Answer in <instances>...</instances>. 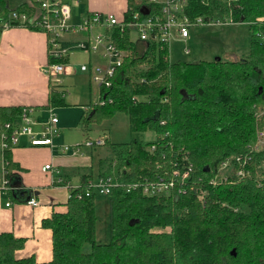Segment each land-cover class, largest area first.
<instances>
[{"label": "trees", "instance_id": "obj_1", "mask_svg": "<svg viewBox=\"0 0 264 264\" xmlns=\"http://www.w3.org/2000/svg\"><path fill=\"white\" fill-rule=\"evenodd\" d=\"M126 1L128 19L145 0ZM201 2L187 0L189 18L207 21L227 11L225 4ZM237 5L233 7L237 21L264 20V0H238ZM249 29L248 53L232 61L171 63L167 49L133 42L129 29L121 37L115 35V44L127 55L111 87L100 88L99 94L111 102L87 105L82 130L123 114L131 133L150 131L155 136L122 144L106 141L113 159L101 166L99 175L122 173V180L134 181L162 171L156 169L161 157L170 161L183 149L192 165L186 193L149 197L114 189L109 195V242L97 244L95 193L84 195L85 177L77 188L69 189L66 211L42 222L51 231V260L17 258L24 239L0 233V264H264V186L258 185L252 169L263 161L264 150L252 153L250 175L235 185L211 188L205 181L226 156L247 153L264 124V41L256 34L264 25ZM50 102L53 107L65 104L56 92ZM21 109L0 107V136L6 123L20 118ZM151 145H156L153 153L147 151ZM4 159L9 168L8 150ZM201 192H206L202 201Z\"/></svg>", "mask_w": 264, "mask_h": 264}, {"label": "built area", "instance_id": "obj_2", "mask_svg": "<svg viewBox=\"0 0 264 264\" xmlns=\"http://www.w3.org/2000/svg\"><path fill=\"white\" fill-rule=\"evenodd\" d=\"M85 0H26L15 6L4 5L5 13L0 11V30H5L14 26L30 27L44 34L46 38V56L48 61L41 69L43 75L48 78L50 94L58 93L62 98L67 95L61 81L63 76L70 73L68 56L73 51L87 53L97 56L98 62L95 64H81L79 70L89 76L91 81L99 88L109 89L115 71L122 65L126 52L117 47L114 36L121 37L125 29H129L131 40L148 43H156L160 50L167 49L170 41L176 36L184 41L193 27L200 25H234L242 23L235 19L234 6H238V0H202V4L207 6L211 1L220 3L223 1L227 11L223 17L202 20L201 17L189 18L187 10V0H145L140 7L129 14L128 19L124 15L117 18L111 13L83 11L78 19H74L73 8L78 7ZM29 6L30 11H25ZM142 7H144L142 9ZM22 9V10H21ZM127 11V9H126ZM246 25H264V20L243 22ZM257 36L264 41V31L260 30ZM71 36L74 40H71ZM78 36V38H76ZM70 37V38H66ZM183 54H188L189 49H183ZM110 103L99 94V100L95 105ZM88 107L86 105L85 112ZM48 120L41 125L39 136L37 137L32 126L35 124L31 118L32 109L23 108L18 121L6 123L5 131L0 136V148L2 151L10 150L17 145L20 136H29L30 144L51 145L52 139L58 135L57 117L48 110ZM264 112V111H263ZM262 112V113H263ZM260 115L257 119H260ZM161 124H164L162 121ZM104 136L96 139L87 138L83 144L71 146L64 145L62 152L72 151L73 155H79L81 146L93 149L105 146ZM156 145L148 147L147 151L153 153ZM264 150V124L256 130V143L247 153L231 155L226 157L217 167V175L209 183L213 187L224 184L233 185L237 179L250 175L252 153ZM172 158V155H170ZM162 163L156 165V171L148 175L139 176L134 181L122 180V173H112L110 175L97 176L96 179H88L84 183V195L91 193L109 196L114 189H122L125 193L138 192L143 196L160 197L173 194L186 193V181L190 177L191 163L188 160L186 151H177V157L168 160L162 156ZM115 162V161H114ZM115 165V163H113ZM257 174L256 181L259 186H264V160L253 168ZM42 171L57 172L51 164L42 167ZM56 184H61V178L55 179ZM64 184V183H63ZM78 187V186H77ZM74 187V188H77ZM72 188V187H71ZM191 188V187H190ZM9 179L7 176L0 179V191H10ZM206 192L198 195L199 200H203ZM78 198L82 194L77 195ZM28 205L36 206L38 202L32 197L27 201ZM10 203H6L9 206Z\"/></svg>", "mask_w": 264, "mask_h": 264}, {"label": "crops", "instance_id": "obj_3", "mask_svg": "<svg viewBox=\"0 0 264 264\" xmlns=\"http://www.w3.org/2000/svg\"><path fill=\"white\" fill-rule=\"evenodd\" d=\"M21 2L27 5L26 0H3L4 5L11 7ZM78 8L79 10L74 13ZM126 8V0H85L78 7L73 8V13L76 21L83 11L113 15L115 11H118L119 15L115 16L121 18ZM25 11H30L29 6L25 7ZM191 32L184 41L189 40ZM174 38L179 40L176 36ZM71 40H74L72 36ZM46 48V38L38 30L22 26L1 30L0 107L32 109L31 118L35 122L32 128L37 137L41 125L48 120L47 112L51 108L57 117L56 126L59 129L51 145L33 146L30 144L29 136H20L17 145L8 150L9 168H6L4 151L0 148V179L7 176L12 185L10 191H0V233H11L16 238L24 239V246L16 252V257H33L37 263H46L51 260V231L44 228L42 222L50 219L54 213L65 212L69 189L79 186L85 177H87L86 180L96 177L93 176L96 166H98L99 176L101 166H107L112 160L111 151L110 158L109 155L101 158L102 150L98 152L99 148H87L85 151H80L79 155H73L72 151L68 152L70 150L62 152V140L71 138V128L76 129L80 126L82 140L85 137L89 138L88 131L82 130L80 124L84 115L81 108L86 109V105L78 104L80 108L78 111L51 106L49 81L41 71L47 63ZM73 53H79V51L69 54L68 63ZM80 53L85 55V60L77 62L78 70L81 64L98 62L97 56ZM69 68L68 75H71L72 65ZM98 137L102 135L96 138ZM104 138L108 142V137L104 135ZM46 164H51L57 172L42 171V167ZM56 178H61L64 185L56 184ZM32 197L38 202L36 206L28 205L26 202ZM6 203L10 205L6 206Z\"/></svg>", "mask_w": 264, "mask_h": 264}, {"label": "rangeland", "instance_id": "obj_4", "mask_svg": "<svg viewBox=\"0 0 264 264\" xmlns=\"http://www.w3.org/2000/svg\"><path fill=\"white\" fill-rule=\"evenodd\" d=\"M220 3L225 4L223 1ZM78 10L79 8L76 9L74 13ZM0 11L2 14L5 13V8H0ZM114 15L118 16V11H115ZM190 32L191 35L188 41H181L175 38L170 41L168 45L169 62L212 61L216 58H220L222 61H232L239 59L248 53L251 32L249 26L243 22L234 25L197 26L191 28ZM185 48L189 49L188 54H183L182 51ZM73 56L75 58H73ZM69 58V64L72 65L73 72L71 75L63 76L61 79L65 90H67L69 94L62 98L65 104L60 107L77 109L78 111V104L84 103L85 105H90L98 102L99 88L91 81L87 74L78 70L77 62L80 60L84 61L85 55L80 52L73 53ZM81 111L83 114L87 113L83 110V108H81ZM79 128H71V138L62 140L63 146L83 144L86 137L82 140ZM86 131H88L89 138L92 139L99 135L107 136L109 144L128 143L131 140L148 141L153 139L155 136L154 133H151L150 131L131 133L128 128L127 118L123 114H116L110 120H103L100 123L89 124ZM255 143L253 145H255ZM98 148V152L102 150L101 158H106L108 155L110 158L109 152L111 151V148L109 145L105 148ZM85 149H87L85 146H81L80 151H85ZM68 152L71 153V151ZM232 154L238 155L234 153ZM232 154H229L226 157H229ZM111 159H113V155ZM97 173L98 166H96L93 171V176L96 177H93L92 179L97 178ZM216 175L217 172L215 171L205 180L207 187L216 188L209 184ZM93 203L96 216L95 241L97 244H107L109 242V196L95 193ZM88 248V245L84 246L85 251H87Z\"/></svg>", "mask_w": 264, "mask_h": 264}, {"label": "water", "instance_id": "obj_5", "mask_svg": "<svg viewBox=\"0 0 264 264\" xmlns=\"http://www.w3.org/2000/svg\"><path fill=\"white\" fill-rule=\"evenodd\" d=\"M144 7H142V9H143Z\"/></svg>", "mask_w": 264, "mask_h": 264}, {"label": "bare ground", "instance_id": "obj_6", "mask_svg": "<svg viewBox=\"0 0 264 264\" xmlns=\"http://www.w3.org/2000/svg\"><path fill=\"white\" fill-rule=\"evenodd\" d=\"M263 116V115H262ZM254 146V145H253Z\"/></svg>", "mask_w": 264, "mask_h": 264}]
</instances>
